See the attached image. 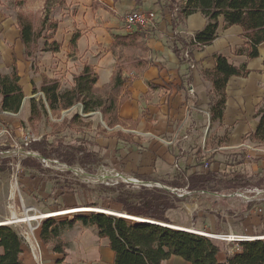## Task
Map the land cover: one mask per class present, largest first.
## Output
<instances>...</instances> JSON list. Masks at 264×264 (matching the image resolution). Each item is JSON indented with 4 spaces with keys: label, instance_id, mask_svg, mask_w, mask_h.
<instances>
[{
    "label": "crops",
    "instance_id": "crops-1",
    "mask_svg": "<svg viewBox=\"0 0 264 264\" xmlns=\"http://www.w3.org/2000/svg\"><path fill=\"white\" fill-rule=\"evenodd\" d=\"M182 4V0H63L49 16L56 21L55 29L48 30L45 25L37 50L26 57L17 14L0 0V72L10 73L15 66L24 94L17 115H5L0 107V120L14 127L20 122L27 123L30 100L37 99L36 95L41 96L43 78L57 80L59 89L71 88L74 77L81 73L84 65H89L97 75L95 85L101 87L110 82L118 66L121 75L127 79L120 91V95L127 92L118 105L120 123L107 126L99 110L83 114L91 121L98 113L104 123V135L90 143L89 148L98 157H105L104 161L119 166L127 177H138L143 181L173 180L207 169L216 171L217 177L226 174L224 176L232 178L234 174L241 176L242 172L264 177V140H256L250 135L259 119L255 109L264 104V40L257 45V55L247 57L248 46L241 26L224 27L220 15L213 40L200 46L192 44L191 37L204 27L207 19L200 11L184 14ZM135 9L153 10L156 13L154 28L126 30L123 15ZM134 31L140 32L141 36L131 45L119 44L115 50L111 48L115 34ZM52 41L59 44L57 50L43 49L45 43L51 45ZM215 53H221L233 65L244 63L248 70L245 76L229 77L220 122L211 120L208 100L212 84L203 75L205 70L214 67ZM26 101L24 114L22 108ZM115 130L121 131L120 138L112 135ZM225 153H231L233 159L227 161ZM207 161L210 167L206 166ZM226 163L233 165L225 169ZM32 177L21 175L22 188L18 187V190L12 185L0 184V221L24 213L20 200L27 199L26 206L33 207L32 219L10 224L22 238L20 258L23 264H112L114 252L108 238L102 236V229L83 226L79 220L63 233L68 243L64 253L54 251L50 243L41 240L42 219L36 215L58 210L57 204L76 208L87 201L75 199L79 192L76 187L67 193L53 189L54 195L49 197L48 193L56 185L50 184L49 190L46 178ZM246 186H234L231 191L258 189ZM203 190V193L198 190L189 196L192 204L200 209L195 211L196 217L191 223L194 228L214 234L255 236L264 232V207L255 209L256 203H241L240 221L234 224L227 215L217 220L214 215L206 214L207 218L203 220L202 206H213L211 200L215 201L211 197L215 191ZM32 193L45 197L44 210L30 201ZM225 196L216 205L223 208L236 205L233 198ZM259 198L256 194L251 195L250 201ZM166 216L172 222L170 226L185 229L190 225L170 218L168 213ZM220 243L222 249L217 258L225 261L235 249L233 244ZM163 264L189 262L171 255L163 260Z\"/></svg>",
    "mask_w": 264,
    "mask_h": 264
},
{
    "label": "trees",
    "instance_id": "trees-1",
    "mask_svg": "<svg viewBox=\"0 0 264 264\" xmlns=\"http://www.w3.org/2000/svg\"><path fill=\"white\" fill-rule=\"evenodd\" d=\"M173 2L175 0H172ZM182 12L190 14L200 11L207 19L204 27L191 37L190 42L197 46L209 43L215 37L218 26V17L223 16V26L227 27L237 24L242 28V36L246 39L248 49L247 57L257 55V45L264 40V0H182ZM49 16L41 19L40 26L36 28L30 18L17 14V22L20 38L24 45L26 57L38 48V40L41 37L45 23ZM51 22L49 30H54L55 20ZM140 32L134 31L127 34H115L111 48L119 44L131 45ZM46 37H50L47 35ZM138 43V42H137ZM140 44V43H138ZM59 44L55 41L51 45L46 43L43 49L57 50ZM175 51H178L175 49ZM215 65L212 69L205 70L203 75L212 84L209 93V110L212 121L220 122L225 107V87L230 76H245L248 73L246 65L239 66L228 62L221 53L214 54ZM97 75L93 68L84 65L80 74L74 77V85L71 88L59 89L58 81L43 78L40 91L43 97L30 100V114L27 124L35 122L47 114V108L52 112L67 109L76 103L82 105L84 112L99 110L107 126L113 127L120 123L118 118V105L126 98V93L120 95V91L127 79L121 75V69L117 66L112 73L110 82L98 87L95 85ZM19 76L15 66L10 73L0 72V107L1 109L17 112L20 109L24 97L22 87L18 83ZM120 95V97H119ZM255 116H259L257 126L250 133L256 140H264V104L255 109ZM78 117L77 114L73 118ZM64 120V117L62 118ZM114 136L121 137V131L115 130ZM30 148L38 151L39 155L47 158L56 157L67 165L79 164L86 168L87 172H94L91 164L99 159L94 151L86 145L64 144L60 139H50L46 134L30 143ZM8 157L0 158V171L4 170ZM26 167L41 169L35 158L26 157L22 160ZM209 162H206L208 166ZM210 167V166H208ZM225 175V174H224ZM217 172L207 169L206 171L193 172L186 176L165 180L163 183L173 187H187L197 193L200 189L213 191L211 183L216 180ZM239 175L232 177L233 186H240L237 182ZM244 185H241L243 188ZM82 186H85L84 184ZM60 193L69 192L72 187L60 186ZM71 192V191H70ZM100 199L105 196L98 195ZM188 196L178 197L176 194L162 187H141L140 190L130 198L123 193L117 194L113 202L87 201L76 207H98L118 211L127 215L148 219V221L128 222L126 218L105 213L99 210L89 213H79L72 218L56 220L46 217L40 222V238L45 243H50L54 251L64 253L67 241L63 238L64 231L71 227L76 221L83 226H95L102 229V236L108 238L109 246L114 252L112 264H163V260L171 255H177L189 262V264H264V232L255 234V238L240 240L238 249L231 252L225 261L217 258V253L222 249V244L214 238L198 235L188 230L174 228L171 220L166 216L169 209L175 208L179 201H185ZM113 204H116L113 206ZM58 210L69 208L67 205L57 204ZM195 219L196 213H191ZM161 223V224H160ZM22 238L18 231L9 224H0V264H23L21 253Z\"/></svg>",
    "mask_w": 264,
    "mask_h": 264
},
{
    "label": "rangeland",
    "instance_id": "rangeland-1",
    "mask_svg": "<svg viewBox=\"0 0 264 264\" xmlns=\"http://www.w3.org/2000/svg\"><path fill=\"white\" fill-rule=\"evenodd\" d=\"M5 5L9 10H11L15 14H21L26 16L27 18H30L32 22L34 23V26L38 28L40 26V22L42 17L44 16H51L52 13H54L58 7L61 5L63 0H4ZM50 18V17H49ZM51 22L47 21L45 25L50 27ZM49 30V29H48ZM43 33H47L43 32ZM36 97H43V95H36ZM27 101L25 102L23 106V113L25 114L27 111ZM77 105L78 103L71 106L72 110L67 113L64 117V120H62L61 111L52 112L49 108H47V114L44 115L41 120L35 122L33 125H29L25 122H20V125L24 129H28L32 131L35 135H42L46 134L50 139H53L54 137H57L60 139L64 144H74L79 145L83 144L86 145L88 148H90V143L96 142V140L102 138L104 135V123L99 118L98 113H95L93 116H95V119L89 121L86 120L87 118L83 117V114L85 113L83 110L80 114L77 113ZM98 111V110H92ZM77 114L78 117L73 118V115ZM85 118V120H83ZM92 123V125H91ZM11 128H14V126L9 125ZM4 141L3 137H0V142ZM6 145H0V150L4 151L5 149H8V160L7 162H3L6 167L4 170L0 171V184H6L8 187L12 185L14 188L15 185L12 181V172L13 168L10 163L15 161L16 157V146H12L10 144V141L6 140ZM18 147L20 146L19 140H17ZM12 153L11 155H9ZM227 155V161L230 159H233L231 157V153H225ZM98 161L96 163L91 164V167L94 168V172L89 173L87 172L86 168H83L77 164V170L72 169L70 172L68 170H57L54 168L45 169L43 172H31L29 170H23L18 179L17 187L22 188V181H20L21 175L24 177L33 178L32 176H39L42 179L46 178L48 189H51L50 184H55L56 186H53V188L48 193L49 197L54 195L53 189H60V186H69L72 187L74 190V187L77 189L79 188V192H77V195L75 196L76 200L79 201H97L99 203L108 201L113 202V198L119 194L123 193L124 195L133 198L134 195L140 190L139 185L136 182H133L132 180H129L126 175L123 174V171H121V168L119 166H113L111 163L104 161L105 157H98ZM243 161V159H242ZM227 167L225 169H230V163H226ZM80 168H83V172H80ZM105 174L106 178L103 182L96 181V178L100 174ZM241 178L237 179V182L242 183L241 185H244V183L247 184L246 187H253L256 186L258 189H253L251 191L249 190H239L243 194H235L232 193L231 189L234 187L232 178H228V176H222L217 177L215 181L211 183V188L213 191H215V194L211 195V197L215 200L214 203L211 200V203L213 206H202L201 210L203 212L202 218L205 220L207 218L206 214L214 215V217L217 220H220L223 218L224 215H227L229 217V220L231 224L237 223L240 221V209L239 205L246 204L249 205L250 203H255L258 205V207L254 208H263L264 207V192H260V189H264V177H260L258 175H248L247 173H241ZM226 175V174H225ZM122 176V177H121ZM137 178L138 177H134ZM50 182V183H48ZM160 184H163L161 181H158ZM85 186H82V185ZM164 185V184H163ZM240 185V186H241ZM166 186V185H165ZM17 190V188H16ZM256 190V191H255ZM69 192L71 190H68ZM258 191V194L256 192ZM18 193V192H16ZM19 194V193H18ZM105 196V199H100L98 195ZM234 194V195H233ZM257 195V197H260L259 199H255L254 202H251V195ZM227 195L228 198H233L236 205L230 206L229 208H223L220 205H216L217 201H222L223 198H225ZM188 198L185 199V201H179L177 203V206L175 208L169 209L167 211L168 216L174 220H178L181 222H186L190 224L188 227H191V223L195 219H192L191 213L193 211H199L200 209L196 208L192 202L193 200L190 199V194H187ZM247 196L249 200H246L245 197ZM23 197H25L23 193ZM31 198L30 201L39 205L42 210H44V207L46 206L45 203V197L40 196L39 193H32L29 195ZM26 198V197H25ZM53 199V198H52ZM54 200V199H53ZM51 201V200H49ZM230 201H232L230 199ZM253 201V200H252ZM22 203L26 206L28 203L27 199H23L22 201H19L20 208H22ZM116 204H113L115 206ZM87 208H94V207H87ZM103 208V207H101ZM106 209V208H103ZM24 212V211H23ZM47 213L49 211H46ZM91 211H76L74 213H69L64 216H52L56 220H63L67 218H72L74 215L79 213H89ZM190 212V215L188 214ZM34 213L32 209L27 211V215H31ZM196 213V212H195ZM200 215V216H201ZM25 216L24 213L19 216L22 217ZM44 219V218H42ZM2 221L4 219H1ZM128 222H133L132 220L127 219ZM227 223V222H226ZM197 226V223L196 225ZM218 240V239H217ZM219 242H222V240H218ZM223 243V242H222Z\"/></svg>",
    "mask_w": 264,
    "mask_h": 264
},
{
    "label": "built area",
    "instance_id": "built-area-1",
    "mask_svg": "<svg viewBox=\"0 0 264 264\" xmlns=\"http://www.w3.org/2000/svg\"><path fill=\"white\" fill-rule=\"evenodd\" d=\"M123 26L126 30H132L134 28H138L142 31L144 30H150L152 28H154L155 23H156V13L153 10H140V9H135V10H131L128 11L127 13H125L123 15ZM185 56L188 57V53L185 54ZM41 95H43V92H40ZM77 113H81L82 112V105L80 103H78L77 105ZM72 110L71 107L67 108V109H62L61 110V116H65L67 113H69ZM3 112V114L5 115H10V116H16L17 112H12V111H8V110H1ZM0 137L4 138V141L0 142V145L5 146L6 145V140L10 141V144H12V146H16V159L14 162L10 163L12 165L13 168V172H12V181L13 184L15 185V187L18 190V187L16 186L18 183V179H19V175L23 170H29L31 172H43L45 171V169H50V168H54L57 170H68L69 172L74 169L77 170V164H73L71 166L67 165L66 163L62 162L61 160H59L56 157H51V158H47V157H43L41 155H39L38 151L33 150L32 148H30V143L33 141L38 140L41 136L40 135H35L32 131L28 130V129H24L21 125H18L17 127L11 128L9 126V124H7L5 121H1L0 120ZM17 140H19L20 142V146L18 147V143ZM9 151L8 149H5L4 151L0 150V158L1 157H7ZM12 153H10L9 155H11ZM26 157H32L35 158L38 163L41 166V169H38L36 167H26L22 164V160ZM79 165V164H78ZM80 166V165H79ZM80 172H83V168H80ZM122 177V176H121ZM106 178V175L103 173H101L97 178L96 181H100L103 182L104 179ZM129 180H132L133 182L138 183L139 185V189L141 187H147V188H152V187H162V188H166L168 191L176 194L178 197L187 195V194H192L194 191L192 190H188L187 187H183V188H179V187H165V185L160 184L158 181H153V180H148V181H143L134 177H129ZM16 188H14L16 190ZM203 189L199 190V193H203ZM260 192H264L261 191ZM232 193L235 194H243L242 192H240L239 190H233ZM256 194H258V191L256 192ZM246 198V200H249L247 196H243ZM22 208L24 211V215L22 217H15V218H8V219H4L3 221L0 222H5L2 224H17L18 222H20L21 220L23 221H29L30 219H32L34 216L33 215H27L26 212L29 211L30 209H33V207H25L22 203ZM46 213H41L36 215V217H38L39 219L42 218H46V217H51V216H46ZM37 226V225H36ZM34 227H31V229H33ZM185 230H188L190 232H193L195 234L198 235H204V236H208L214 239H218V240H222V242L225 243V245L227 244H233V247L235 250L238 249V242L240 240H245V239H251V238H255L254 236H249V235H234L232 233H227V234H214V233H210L205 231L204 229H196L193 227V225H191V227H187L185 228Z\"/></svg>",
    "mask_w": 264,
    "mask_h": 264
},
{
    "label": "bare ground",
    "instance_id": "bare-ground-1",
    "mask_svg": "<svg viewBox=\"0 0 264 264\" xmlns=\"http://www.w3.org/2000/svg\"><path fill=\"white\" fill-rule=\"evenodd\" d=\"M93 210H99V211H105L106 213H116L118 215H121L123 216L124 218L126 219H129V220H134V221H144L145 219L144 218H141V217H137V216H132V215H127L125 213H120V212H113L112 210H105L103 208H87V207H79V208H67V209H60V210H56V211H53V212H48L47 214H45L46 216H64L66 214H69V213H74L76 211H93ZM145 221H148V220H145ZM2 223H5V222H0V224Z\"/></svg>",
    "mask_w": 264,
    "mask_h": 264
},
{
    "label": "water",
    "instance_id": "water-1",
    "mask_svg": "<svg viewBox=\"0 0 264 264\" xmlns=\"http://www.w3.org/2000/svg\"><path fill=\"white\" fill-rule=\"evenodd\" d=\"M76 208H79V207H76ZM94 208H98V207H94ZM105 210H108V209H105ZM93 211H96V210H93ZM113 211V210H112ZM102 212H105V211H102ZM113 212H118V211H113ZM106 213V212H105ZM110 213V212H109ZM121 213V212H120ZM111 214H114V215H118V214H116V213H112L111 212ZM119 216H121V215H119ZM52 217V216H51ZM123 217V216H122ZM145 219V218H144ZM145 220H148V219H145ZM144 220V221H145ZM161 224V223H160ZM167 226H170V225H167ZM170 227H173V226H170ZM174 228H177V227H174ZM182 229V228H181ZM185 230V229H184Z\"/></svg>",
    "mask_w": 264,
    "mask_h": 264
}]
</instances>
